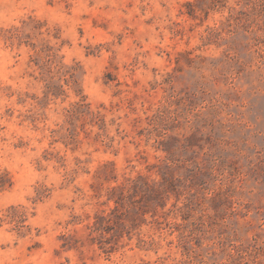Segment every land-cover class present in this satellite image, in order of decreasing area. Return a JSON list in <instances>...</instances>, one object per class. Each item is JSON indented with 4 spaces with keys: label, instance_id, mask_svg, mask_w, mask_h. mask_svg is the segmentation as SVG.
Masks as SVG:
<instances>
[{
    "label": "rangeland",
    "instance_id": "rangeland-1",
    "mask_svg": "<svg viewBox=\"0 0 264 264\" xmlns=\"http://www.w3.org/2000/svg\"><path fill=\"white\" fill-rule=\"evenodd\" d=\"M0 264H264V0H0Z\"/></svg>",
    "mask_w": 264,
    "mask_h": 264
}]
</instances>
